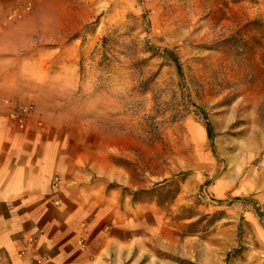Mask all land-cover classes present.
Wrapping results in <instances>:
<instances>
[{
	"label": "rangeland",
	"instance_id": "rangeland-1",
	"mask_svg": "<svg viewBox=\"0 0 264 264\" xmlns=\"http://www.w3.org/2000/svg\"><path fill=\"white\" fill-rule=\"evenodd\" d=\"M0 42L128 264H264V0H0Z\"/></svg>",
	"mask_w": 264,
	"mask_h": 264
},
{
	"label": "crops",
	"instance_id": "crops-1",
	"mask_svg": "<svg viewBox=\"0 0 264 264\" xmlns=\"http://www.w3.org/2000/svg\"><path fill=\"white\" fill-rule=\"evenodd\" d=\"M5 47L0 42V264H128V211L126 220H107L108 210L69 183L64 150L32 118L12 117L28 91L19 78L29 75L6 67L13 59Z\"/></svg>",
	"mask_w": 264,
	"mask_h": 264
},
{
	"label": "built area",
	"instance_id": "built-area-1",
	"mask_svg": "<svg viewBox=\"0 0 264 264\" xmlns=\"http://www.w3.org/2000/svg\"><path fill=\"white\" fill-rule=\"evenodd\" d=\"M25 112H26V109L21 108L19 110L12 112V117L17 119L18 121H22Z\"/></svg>",
	"mask_w": 264,
	"mask_h": 264
},
{
	"label": "trees",
	"instance_id": "trees-1",
	"mask_svg": "<svg viewBox=\"0 0 264 264\" xmlns=\"http://www.w3.org/2000/svg\"><path fill=\"white\" fill-rule=\"evenodd\" d=\"M173 57H174L173 59H174L176 65L178 67L179 66L178 60H177V58L175 56H173ZM205 128H206V132H207V137H208L209 140H211L212 139V128H211L210 123H206L205 124Z\"/></svg>",
	"mask_w": 264,
	"mask_h": 264
}]
</instances>
